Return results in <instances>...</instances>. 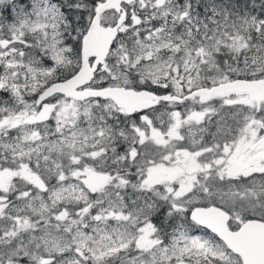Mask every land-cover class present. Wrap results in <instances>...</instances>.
Returning <instances> with one entry per match:
<instances>
[{"label":"snow or ice","instance_id":"6c2138e0","mask_svg":"<svg viewBox=\"0 0 264 264\" xmlns=\"http://www.w3.org/2000/svg\"><path fill=\"white\" fill-rule=\"evenodd\" d=\"M0 264H264V0H0Z\"/></svg>","mask_w":264,"mask_h":264}]
</instances>
